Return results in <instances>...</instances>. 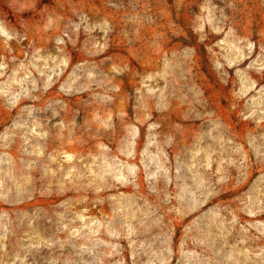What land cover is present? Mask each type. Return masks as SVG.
Here are the masks:
<instances>
[{
    "label": "rangeland",
    "instance_id": "obj_1",
    "mask_svg": "<svg viewBox=\"0 0 264 264\" xmlns=\"http://www.w3.org/2000/svg\"><path fill=\"white\" fill-rule=\"evenodd\" d=\"M0 264H264V0H0Z\"/></svg>",
    "mask_w": 264,
    "mask_h": 264
}]
</instances>
